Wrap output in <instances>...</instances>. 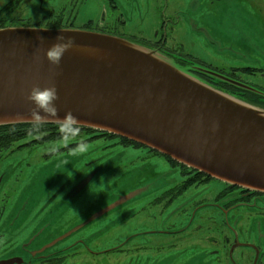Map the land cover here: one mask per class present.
<instances>
[{
	"label": "rangeland",
	"instance_id": "rangeland-1",
	"mask_svg": "<svg viewBox=\"0 0 264 264\" xmlns=\"http://www.w3.org/2000/svg\"><path fill=\"white\" fill-rule=\"evenodd\" d=\"M167 3L170 10H179L178 25L185 35L182 54L227 73L264 68V0ZM141 7L147 23L153 4ZM235 75L255 92L264 93V77L258 72L236 70ZM88 137L78 133L72 139L18 148L27 138L0 152V226L24 222L21 236L5 233L0 238V247H11L0 257L31 259L24 249L37 245L30 243L32 235L23 234L32 222L62 221L38 237V242H45L55 228L63 229L81 217L87 226L72 240L82 235L86 237L83 246L91 249L112 247L133 233H154L133 237L131 247L124 242L123 252L88 253L86 260L77 255L64 264H264V256L258 255L264 253V217L254 206L225 212L230 197H216L222 189L220 181L210 178L203 185H191L166 204L159 198L182 181L178 168L145 148ZM82 177L90 179L88 184L80 194L70 196ZM88 188L98 193L91 194ZM226 237L231 249L235 247L228 258L222 247ZM136 244L142 248L134 249Z\"/></svg>",
	"mask_w": 264,
	"mask_h": 264
},
{
	"label": "water",
	"instance_id": "water-1",
	"mask_svg": "<svg viewBox=\"0 0 264 264\" xmlns=\"http://www.w3.org/2000/svg\"><path fill=\"white\" fill-rule=\"evenodd\" d=\"M58 34L73 37L74 46L59 65H52L45 51ZM86 55L98 61L77 58ZM34 84H54L58 115L70 111L80 127L146 147L231 186L264 193V120L237 104L260 113L264 109L216 90L157 52L88 31L0 30V126L27 123L16 116H28L26 96ZM13 262L21 260H0Z\"/></svg>",
	"mask_w": 264,
	"mask_h": 264
},
{
	"label": "flooded vegetation",
	"instance_id": "flooded-vegetation-1",
	"mask_svg": "<svg viewBox=\"0 0 264 264\" xmlns=\"http://www.w3.org/2000/svg\"><path fill=\"white\" fill-rule=\"evenodd\" d=\"M141 4L144 9L150 4H153L152 13L149 17V22L147 23L145 22V17L147 16L145 13L146 11L143 13L141 10ZM140 10L142 13H140ZM93 12L94 15L90 16ZM178 18L179 10H170L167 0H0V30L14 28H40L48 30H78L111 35L157 52L164 59L171 60L178 66L185 68L188 73L193 74L216 90L224 91L226 93L228 91L231 95H237L240 97L245 95L246 92L243 91L255 90L254 87L247 85L244 80L237 77L235 71L241 70L248 74L258 72L264 77V68L257 69L253 67H244L227 73L208 67L194 57L182 54L180 49L184 48L183 38H185V35L179 29ZM136 19L138 21L137 23H135ZM212 73L223 76L231 81H235L243 86H237L229 81L222 80L220 77H217ZM99 138L117 139L118 143L123 146L142 147L135 146L132 142L129 144L128 141L126 142L122 138L113 135L105 134L103 137ZM145 149L149 153H152L149 149ZM165 160L167 161V159ZM170 165L172 166V164ZM172 167L178 168L179 173L182 176L178 166ZM182 177V181L186 179L184 176ZM211 179L209 178L206 180V178H203V180H201L202 183L197 181L198 184L193 185H203ZM89 180L90 179H84L83 177L80 178L78 180L80 182L70 189V196L80 194L88 184ZM1 181L2 177H0V183ZM220 182L222 184V189L216 197H230L225 203V212L234 209V207L252 208L254 206L257 208L260 216L264 217V193L238 186H231L222 181ZM167 191L162 193L159 198L163 199L166 204L172 202L173 199L179 196L178 195L175 198L171 197L172 199L170 200ZM70 200L67 199V202H70ZM61 222L46 221L40 223L39 221V223L32 222V224L29 225L27 231L23 235H32L30 243H35V245H37L33 248L24 249V251L26 250L31 257L30 260H24L21 257L14 255H9L7 257L2 256L0 257V260H9L12 258H16L19 261L21 260L20 263L13 262L12 264H64L74 261L73 259L77 255L80 256V259H85V256L88 253L102 255L109 252H123L126 249L124 242L127 241L129 245L128 247H131L134 242L133 237L142 235L148 236V233H154L152 232L153 230H145L136 234L133 233L112 247L91 249L83 246L86 237L82 235L78 237V239L72 240L74 234L87 226L84 219L80 217L78 221H75L72 224H68L67 222L63 229L55 228V233L49 240L38 242L37 239L40 235L43 238L44 233L46 234L48 231H51L54 224H59ZM18 223V225L16 223H12L11 225H1L0 238L3 237L5 233H9L13 236H21L24 222ZM29 223L30 222H27L26 224ZM161 233L163 232L161 231ZM63 242V246H58V243ZM231 246L232 244L229 238H224L222 247L225 252V257L227 258L235 251V247H232L231 249ZM140 248L142 247L138 244L134 246V249ZM77 249H80L78 253L76 252ZM10 250L11 247L1 246L0 256L8 253ZM259 254L264 256L263 251L259 252L258 255Z\"/></svg>",
	"mask_w": 264,
	"mask_h": 264
},
{
	"label": "clouds",
	"instance_id": "clouds-1",
	"mask_svg": "<svg viewBox=\"0 0 264 264\" xmlns=\"http://www.w3.org/2000/svg\"><path fill=\"white\" fill-rule=\"evenodd\" d=\"M74 46V39L71 36L58 34L55 42L45 51V57L52 65H59L63 54ZM58 99L55 85L41 87L34 84L29 89L26 100L31 105L28 116L17 114L16 120L26 121L30 132L43 130L50 122L54 123L62 136L72 139L80 130L81 122L70 111L65 112L63 117L58 115L55 101ZM81 143V147H83ZM89 193L96 194L88 188Z\"/></svg>",
	"mask_w": 264,
	"mask_h": 264
},
{
	"label": "trees",
	"instance_id": "trees-1",
	"mask_svg": "<svg viewBox=\"0 0 264 264\" xmlns=\"http://www.w3.org/2000/svg\"><path fill=\"white\" fill-rule=\"evenodd\" d=\"M243 92H246L243 97H240L237 95H233V96H235L236 98L250 105H253L260 109H264V94L263 93L261 92L258 93L255 91H243ZM227 93L230 94V92L228 91ZM79 133H88V135L90 136L88 137L89 139L103 137V135L105 134L111 135L108 133L102 134L99 131L92 130L90 128H83V127H80ZM27 138H29L30 140L27 143L18 146V148H22V147L32 148L37 145H42L45 143L63 139L65 137L61 135L60 130L55 124H50V123L43 130L39 132H30L28 129L27 123L2 125L0 126V152L8 150L12 146V144L19 142L21 140L27 139ZM88 138L85 140L86 141L89 140ZM125 141L127 142V140ZM129 144H131V142H129ZM70 146H73V145L71 144L67 147H70ZM135 146H140V145L135 144ZM149 151L154 154H157L156 152L152 150H149ZM165 159H167V161L173 166H178L181 171L182 176L186 178L185 180L180 182L176 187H173L172 189H169L167 191V195L168 197H170V200L172 199L171 197L175 198L176 196L182 194L184 189L188 188L189 186L193 184H198L197 181L202 183L201 180H203V178H206V180L209 179V177L205 176L202 173L193 171L183 165H180L176 162L171 161L170 159L166 157Z\"/></svg>",
	"mask_w": 264,
	"mask_h": 264
},
{
	"label": "bare ground",
	"instance_id": "bare-ground-1",
	"mask_svg": "<svg viewBox=\"0 0 264 264\" xmlns=\"http://www.w3.org/2000/svg\"><path fill=\"white\" fill-rule=\"evenodd\" d=\"M89 56V57H88ZM92 56L93 55H86V56H83V57H77L78 59H80V60H82V61H98V57H96V58H94V59H92ZM238 106H240V107H243V108H245V109H248V110H251V111H253V112H255L256 113V116L257 117H259V118H261V119H263L264 120V113H260V112H257V111H254V110H252V109H250L249 107H247V106H244V105H240V104H237Z\"/></svg>",
	"mask_w": 264,
	"mask_h": 264
}]
</instances>
